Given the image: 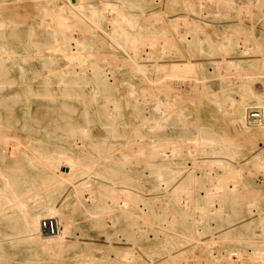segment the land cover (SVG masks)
<instances>
[{"label": "bare ground", "instance_id": "1", "mask_svg": "<svg viewBox=\"0 0 264 264\" xmlns=\"http://www.w3.org/2000/svg\"><path fill=\"white\" fill-rule=\"evenodd\" d=\"M208 2L0 0V38L23 33L41 52L39 64L30 49L17 50L0 39V264L9 260L7 245L21 244L36 246L61 264L58 257L72 236V223L63 213L41 212L63 186L50 158L31 150L33 163L56 182L34 196L24 192L22 170L6 163L17 142L11 125L15 102L62 107L66 128L53 146L75 159L65 177L76 206L86 217L111 220L116 233L126 232L132 241L110 245L134 248L144 239V225L156 224L160 231L152 230L153 240L171 243L163 251L169 262L148 254V264H186L187 259L191 264H264V193L248 182L257 172L264 176V153L241 166L239 138L201 123L190 127V97L183 95V90L196 92L214 104L216 117L235 114L240 135L264 139V96L252 87L255 77L264 75V43L256 26L242 19L218 29L196 17L194 9L202 15ZM20 9L27 21L14 24L12 11ZM179 11L184 14L170 15ZM240 46V55L250 56L248 69L233 57ZM51 54L62 58L60 67L45 64ZM17 58L26 95L14 69ZM214 85L222 90L219 95L210 94ZM150 195L156 200L152 204ZM49 219L57 221L54 234L42 229ZM236 226L249 255L243 249L210 248L232 236L229 230ZM218 230L221 235L214 233ZM245 232L252 235L242 237ZM206 250V255L195 253L194 261L189 258L190 252Z\"/></svg>", "mask_w": 264, "mask_h": 264}, {"label": "rangeland", "instance_id": "2", "mask_svg": "<svg viewBox=\"0 0 264 264\" xmlns=\"http://www.w3.org/2000/svg\"><path fill=\"white\" fill-rule=\"evenodd\" d=\"M233 1L234 2L231 4L226 3L225 5H221L218 0H211V2H208L207 7L204 6L202 15H200V10L194 9L196 12L195 16L199 19H203L206 23L214 24L218 27V29H222L227 25L237 24L242 19L244 25L256 26V36L264 43V0ZM29 12L33 18L36 17V13L33 10H29ZM4 13L10 15V12L8 11H5ZM179 13L184 14V11H179L170 15ZM12 14L14 15L12 18L14 24H19L21 21H27L24 9L14 10L12 11ZM10 29H4L3 31L11 32ZM0 39L6 45L14 47L17 50H23L25 47L30 49L35 56L34 61L39 64L41 63V52L37 53L35 48H33L31 44V36L27 37L21 33L15 37H1ZM246 46L251 50V43H247ZM240 48L241 46L235 48L233 57H236L244 65V68L248 69L246 61L250 60V56L240 55ZM51 55L53 62L52 60L45 61V64L52 68L60 67L63 64L62 58L59 55ZM20 64H22V61L18 58L15 59L14 69L16 74H18L19 81L21 82V94L26 95V76L20 71ZM255 78L256 79L253 81L252 87L257 95L264 96V75H260L259 73ZM35 83H40V80L36 79ZM184 83L186 85L189 84L187 81ZM214 83H216V81ZM212 89L213 90H210L212 91L210 94L219 95L222 91L217 85H214ZM224 89H226V87ZM183 95L185 99L190 97L187 99V102H189L187 105L191 109V113L187 118V123L190 127H195L197 124L201 123L204 126L207 125V127L210 126L211 128L213 127V129L221 130L220 132L222 133L226 132L229 136H235L234 139L236 138L237 141L240 140L239 143L241 148L239 150H241L242 154L239 157L241 166H246L258 154L264 153V139H261L262 141L255 139L256 141L254 142L252 141V138L250 139L249 137L247 138L246 136L240 135V126L233 123V120L237 118L235 114L228 112L221 117H216L215 113L212 112V108H214V104L212 102L202 100L198 97L196 92L188 93L186 90H183ZM233 97L237 98L238 94H234ZM191 98L195 101V104L190 102ZM214 116L216 118H214ZM11 125L14 129L13 133L15 141L17 142L13 145V153L7 158L6 163L8 166L15 167L14 169L16 170H22L23 173L21 178L23 177V179L26 180L22 183L26 194L34 196L37 192H45L56 186V182L53 181L45 169L37 167L33 163L31 150H42L43 155L47 158L49 157L53 165L57 167L60 172V183L63 184V186L58 189L60 191L54 193L51 205L49 207L42 208L41 212L47 210H55L59 213L61 212L72 223V236L68 240L69 245L58 257L61 264H87V262L88 264H148L146 260L144 261V258H146L148 254L157 255V260L160 263L169 262L167 260V255L164 254L163 251L171 243L166 238L157 241L153 240L154 237L152 230L160 231V227L156 224L152 226L153 229L147 224L144 225V233L146 231L144 239L138 242V245L134 246V248L116 247L117 245L112 246L108 242L112 241L116 244L119 243L118 245L132 243L131 238L129 236H125L127 233H116V230L112 227L111 220L109 219H106L107 221L104 220L106 223L102 221L105 223L102 227V222L99 219L86 217L83 214V210L76 206V198L72 194L73 188L67 183L65 177L68 166L74 165L75 159L74 157H68L63 149H55L53 146L54 143L58 144L61 142L66 128L62 107L60 105L49 104L46 108H37L33 104L28 105L27 102H15L11 115ZM237 138H239V140ZM37 145H39V147H37ZM75 153L76 152H73V154ZM147 178L148 176L146 170H144V179L146 180ZM263 178V174L258 172L256 175H249V185L254 188L261 189L260 191L264 193ZM145 183L150 184L151 182L147 181ZM155 201L156 200L153 196L150 195L149 202L152 204V202L154 203ZM261 206L264 210V198L262 199ZM248 217L249 216L246 218ZM122 225H124V220L120 226ZM239 227L240 226H236L233 229L231 228L229 231H234L232 236H228L227 240H223L222 244L218 243L214 246L212 245L210 248L218 247L223 249H243L246 254L249 255L250 248L248 246L244 247L243 245H240L239 241H241L240 239L242 238L237 233V229ZM256 231L258 232L259 229ZM214 233H216V235L222 234L221 230L214 231ZM250 235H252L251 232H245L242 237ZM119 237L120 239L124 238V240H128V242L124 240L118 241L117 239ZM203 238H205V242H207L210 239V235L206 234ZM215 238H217V236H215ZM7 249L9 253V260L5 261L3 264H25V262L26 264H29L30 262H33L32 264H57L53 259L41 255L38 251V247L34 245H7ZM124 251L129 253L128 257L130 260L129 258L127 259L125 254H123ZM206 251V253L190 252L189 258L192 260L195 253L199 255H206L208 254V250ZM139 257L143 259V262H139L137 260ZM191 262L192 261H190V259L189 261L187 259L186 264H191Z\"/></svg>", "mask_w": 264, "mask_h": 264}, {"label": "built area", "instance_id": "3", "mask_svg": "<svg viewBox=\"0 0 264 264\" xmlns=\"http://www.w3.org/2000/svg\"><path fill=\"white\" fill-rule=\"evenodd\" d=\"M42 229L45 233L54 234L58 230L57 221L53 219L44 220L42 223Z\"/></svg>", "mask_w": 264, "mask_h": 264}]
</instances>
